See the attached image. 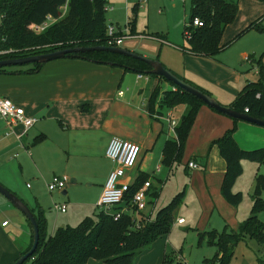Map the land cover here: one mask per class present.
<instances>
[{
  "label": "crops",
  "instance_id": "crops-1",
  "mask_svg": "<svg viewBox=\"0 0 264 264\" xmlns=\"http://www.w3.org/2000/svg\"><path fill=\"white\" fill-rule=\"evenodd\" d=\"M137 5L138 3L134 4L132 8ZM129 32L131 33L130 29ZM120 35L123 37L122 34ZM235 38L231 41L235 42ZM161 41L163 43L167 40L162 37ZM183 54L180 66L182 70L177 68L178 66L168 64L167 60L161 61L163 64L160 63L178 78L198 90L206 92L210 97L214 95L212 90L217 91L219 94L216 95L218 99L216 101L222 106H229L235 100L229 102L222 96L223 91L233 92L236 98L245 85L251 83H247V81L243 83L240 76L232 73L230 74L236 76V81L232 75L229 79H224L221 75L224 69L221 68L229 70L230 67L223 64L219 66L214 60L215 57L209 58L188 52ZM241 56L243 60H249L245 53ZM150 59L156 60L155 58ZM28 68L29 66L24 65L22 69L9 70L25 71ZM130 74L133 75L131 82L127 80ZM139 75L142 78L138 79ZM230 81H234V83ZM140 82H143L142 85ZM156 87H159L161 92L176 90L175 87H171L168 83L157 78L76 58H63L45 63L39 72L32 75H0V97L10 99L21 107L27 116L37 119L36 124L20 140H17L16 135L21 134V127L14 126L13 133L6 135L10 130L6 123L0 119V163L4 157L10 159L19 152V156L16 158L20 157L18 164L22 170L23 163L28 162L25 161L26 157L21 155L26 153L35 168L46 177V181L50 182L54 176L68 178L70 199L72 194L81 190L82 183L87 185V190L95 186L94 183H99L94 199L90 197V194L82 192L83 201L72 200L71 213H68V207H66V212L63 214L67 218L58 217L54 220L51 235L58 229L57 225L59 228L66 227L72 223L73 219L80 221L84 219L83 217L86 218L87 213L92 211L91 215H94L99 211L97 202L106 178L113 167L111 161L105 156L108 142L113 137L134 143L141 149L135 167L126 172L125 181L133 184L139 174H143L148 176V180L151 182L150 189L159 190L156 199L148 200V205L142 216L152 221L157 212L168 204H161L157 208L158 203L161 202L159 197L162 182L158 175L162 172L160 166V163L162 164V149L165 142L175 139L169 130L166 119L170 116V119L178 123L184 112V106L172 110H161V112L156 106V112L151 117L148 114V99ZM232 124L229 117L220 115L207 106L200 108L188 135L182 156V158L188 157L185 173L190 174L189 190L185 188V191L182 192H185L186 199H189L190 195L195 192L194 198L198 203V208L209 206L210 213L211 211L212 214L214 211L218 213L216 214V225L223 226V230L236 232L239 225L250 216L255 179L258 175H264V172L262 173L264 164L253 163L257 165L255 168L246 165L244 162L247 161L241 162L242 174L235 181L233 188L243 180L244 168L250 170L251 176L246 188L248 189L249 204L244 205L243 213L239 215L238 207L234 208L228 205L221 196L220 187L225 173V163L220 157L218 148L211 145L213 141L221 138L227 130L231 129ZM41 137H44V140H39ZM234 139L243 151L262 149L264 148V128L240 121L234 133ZM55 158L57 164L52 161ZM99 160L108 162L109 165L101 170L97 163ZM190 162L196 164L197 168H188ZM173 166L170 169L164 166L167 169V174H171ZM81 167H83V171H81ZM67 185L64 190L57 191L59 195L54 198L59 199L61 196H67ZM233 188V193L242 195L240 190L234 192ZM8 190L18 197L12 188H8ZM35 190L33 193L34 206H28L22 198H18L29 209L35 210V213L38 209L43 212L48 231L49 218L46 216L45 209L49 198L42 194L40 188ZM49 197L52 199V196ZM261 199L264 201V191L261 194ZM0 204L3 205V203ZM258 218L264 224V210ZM177 219L183 218L178 217ZM176 220L174 221L175 225L177 224ZM4 221L8 223L2 227ZM25 222L27 225L24 223L21 227L11 228V222L8 219L0 221V264H13L29 245L32 228L26 219ZM208 225L197 230L198 234L210 230L218 232L215 226L211 228L212 224ZM165 258L167 257L164 256L163 260ZM167 259L173 260L174 258ZM87 264L100 263L89 260Z\"/></svg>",
  "mask_w": 264,
  "mask_h": 264
},
{
  "label": "trees",
  "instance_id": "trees-1",
  "mask_svg": "<svg viewBox=\"0 0 264 264\" xmlns=\"http://www.w3.org/2000/svg\"><path fill=\"white\" fill-rule=\"evenodd\" d=\"M105 4V0H0V61L75 47L107 46ZM190 12V22L183 30L185 38L186 33L189 34V38H186L188 48L185 51L209 58L219 54L225 47L220 45L222 33L236 16L235 3L229 0H191ZM48 16L55 21L43 32H34L33 27L44 23ZM194 19L200 20L202 27H194ZM252 27L250 25L246 30ZM130 31L133 34V27ZM120 34L116 35L121 36ZM66 58L122 68L166 82L162 77L147 75L146 72L151 68L145 62L125 55L91 51ZM27 66L29 68L25 71L0 68V75H32L39 72L43 64ZM257 71L258 80L246 84L229 107L240 113L248 109L246 115L264 120V67L259 66ZM166 83L176 90L161 92L156 87L148 99V114L153 117L156 106L160 112L184 106V112L174 129L175 139L165 142L162 149V165L170 169L174 164L180 163L196 116L200 108L206 105L173 84ZM231 120L232 128L211 145L218 148L225 163L221 196L228 205L237 207L242 201V195L233 193L232 188L242 174L241 162L264 164V148L241 150L234 139L240 121ZM39 140H44V137ZM147 180L148 176L139 174L122 204L112 211L119 212L126 207L130 209L133 194ZM150 190V197L156 199L159 190ZM263 191L264 175H258L252 194L250 216L239 225L236 232L224 229L220 233L210 230L198 234L199 240L205 238L206 244L216 249V254L211 260L205 261L206 264H229L234 247L245 239L253 240L264 248V224L258 218L264 210V201L261 199ZM183 197L184 192H180L157 212L152 221L141 216L139 229H133V218L129 214H122L115 221L112 216L97 211L75 227L58 228L53 235H48L43 212L38 209L35 213V210L30 209L38 225L39 240L35 252L23 264H87L89 260L103 264H132L139 252L150 247L159 238L169 235L173 222L172 212ZM32 241L33 235L20 257L30 250ZM162 264L179 263L165 258Z\"/></svg>",
  "mask_w": 264,
  "mask_h": 264
},
{
  "label": "rangeland",
  "instance_id": "rangeland-1",
  "mask_svg": "<svg viewBox=\"0 0 264 264\" xmlns=\"http://www.w3.org/2000/svg\"><path fill=\"white\" fill-rule=\"evenodd\" d=\"M229 1L235 3L237 7L236 16L234 21L225 27L221 36L220 45L223 46L225 44L227 46L223 51L214 56V60L219 66L223 64L230 67L229 70L221 68L224 69L223 74H221L224 79H229L233 74L240 76L243 79V83H246V81L247 83L256 82L259 78L257 71L258 67H264V0ZM105 3V22L107 30L113 27L115 32L123 35L122 44L119 48L127 49L142 57L145 56L147 59L155 58L156 60L158 59L159 62L167 60L168 64H173L172 66L176 67L178 66L177 68H181L182 70V67H180L182 64L181 57H183V53L186 52L185 49L188 46L187 40L185 36H183V30L190 22L191 0H105ZM136 3H138V5L132 8ZM250 25H253V27L246 30ZM132 27L133 34L129 32V29ZM239 34H241V36H239L235 42H232L231 40ZM139 35L144 36V38L136 37ZM162 37L168 42L163 41L162 43ZM243 53L247 55V59L249 58V60H243L241 56ZM22 67L24 66H11L5 68L22 69ZM230 70H232V72H229ZM221 75L219 76L221 77ZM233 75L232 77L234 81H236V76ZM127 80L131 82V80H133V75L130 74ZM234 81L230 82L234 83ZM142 83L143 82H140L141 85ZM211 92L214 94L212 97L218 100L216 95L219 93L214 90ZM221 94L224 98L229 100V102L235 99L233 92L223 91ZM18 156L19 152L17 155L11 156V160L8 157L3 158V164L0 163V184L5 188H12L18 197L22 198L28 206H34L33 193L36 191V188H40L42 194H45V196L49 198V203L45 209L46 216L49 218V222L47 221L49 225L47 231L48 235H51L55 219L58 217L62 219L67 218L65 214L56 213L54 211V204H65L66 207H68V213H71L70 205L72 204V200L77 202L84 200L82 192L90 194L92 199L96 197V192L98 191L97 185L99 183H94L95 186L88 190L87 185L82 183L81 190L76 194H72L71 199L69 198L70 193L68 194L70 187L69 183L66 189L68 195L61 196L59 199L54 198L56 195H59V192L55 191L50 193L48 191L46 185L49 182L46 181V177L35 168L28 158V155L26 153L21 155L25 156L27 158H25V161L28 162L26 164L23 163L22 170L18 164L20 162V157L16 158ZM14 157L16 159H13ZM55 160L56 158L52 161L57 164ZM187 160L188 157L184 156L180 164H175L173 166L171 174H167V169L160 163L162 172L158 175V178H160L162 182L160 185L161 190L159 197L161 202L158 203L157 208L160 207L161 204L169 203L185 188L189 190L190 174L185 173ZM97 163L101 170L109 165L108 162L105 163L100 160ZM244 163L250 167L257 168V165L251 162L247 161ZM81 171H83V167H81ZM47 172L49 173V170H47ZM263 172L264 169H262V173ZM250 176V170L248 171L244 168V173L242 175L243 180L233 188L234 192L240 190L243 196V200L237 206L238 208L234 207L237 208L239 215H242L244 205L246 206L249 204L248 189L246 188ZM49 196H52V199ZM194 196H196L195 192L193 195H190L189 199H186V194L184 192V197L172 212L173 222L169 235L162 237L150 247L139 252V254L134 257L132 264H162L164 256L167 258H174L173 261L179 264H206L205 261L211 260L214 257L216 249L208 246L205 238L199 240L197 230L203 229L210 223L212 224L211 228L215 226L218 232H222L223 226L220 227L216 225V214H218L216 211H214L213 214L212 211L210 213L208 210L210 208L209 206L207 208H198V203ZM0 203H3V205L0 204V221L5 218L8 219L11 222V228L21 227L24 223L27 225L25 217L1 195ZM1 207L5 208L1 209ZM91 212L87 213L85 216L92 217L93 215H91ZM178 217H182L185 223L182 225H175L174 221ZM80 221L73 219L69 226L75 227ZM57 228H59L58 225ZM98 263L103 264L101 262ZM229 264H264V248L253 240L245 239L234 247Z\"/></svg>",
  "mask_w": 264,
  "mask_h": 264
},
{
  "label": "built area",
  "instance_id": "built-area-1",
  "mask_svg": "<svg viewBox=\"0 0 264 264\" xmlns=\"http://www.w3.org/2000/svg\"><path fill=\"white\" fill-rule=\"evenodd\" d=\"M65 10V7L63 8ZM55 20L48 16L46 21L41 25H36L33 27V31L36 33H41L51 25V22ZM194 27H202V23L198 19H194L192 22ZM107 46L108 47H119L122 44L123 37L116 36V32L113 27H110L107 32ZM132 37V36H128ZM139 38H144V36H136ZM186 38H189V34L186 33ZM142 78L141 75L138 76V79ZM121 94V93H120ZM248 113V109L244 110V114ZM0 119L3 120L9 132L6 135L13 133V127L18 125L21 127V134L16 135L17 140L25 135L29 129H31L37 122V119L31 116H27L24 110L13 103L8 98L0 97ZM169 130L172 135L175 137L174 129L177 126V122L170 119V116L166 119ZM141 149L138 145L131 143L126 140L113 137L109 140L108 145L105 150V156L111 161L113 167L109 172L105 184L102 189V193L97 202V208L99 211H103L105 214L112 216L116 221L119 219L122 214H129L133 218V229H139L141 227L140 219L143 211L148 205V200H150V187L151 182L145 181L141 186L135 191L130 201V209L123 208L119 212L112 211L113 208L118 207L122 204V201L132 186L131 183L125 181L126 172L135 167L136 162L138 161ZM188 168L196 169L197 166L193 162L188 163ZM68 182V178L65 176L57 177L54 176L50 182L46 185L48 191H61L64 190ZM53 209L56 213H65L66 205L54 204ZM147 220L144 216H142ZM7 221L2 223V227L7 225ZM177 224H183V219H177ZM181 263V262H180ZM182 264V263H181Z\"/></svg>",
  "mask_w": 264,
  "mask_h": 264
},
{
  "label": "water",
  "instance_id": "water-1",
  "mask_svg": "<svg viewBox=\"0 0 264 264\" xmlns=\"http://www.w3.org/2000/svg\"><path fill=\"white\" fill-rule=\"evenodd\" d=\"M110 52L119 55H125L127 57H132L134 59L145 62L150 66V70L146 72L147 75H155L158 77H162L166 82L173 84L178 87L180 90L194 96L199 99L203 104H205L210 109L225 115L231 119H236L241 122L249 123L252 125H256L264 128V120L257 119L251 116H248L244 113L233 111L229 106L220 105L215 99L198 90L197 88L189 85L182 79L178 78L172 72L167 70L160 62L156 60L147 59L145 57L139 56L133 52L127 51L125 49H121L118 47H108V46H92V47H75L68 48L63 50H56L53 52L27 56L23 58L17 59H7L0 61V68L11 67V66H24L30 64H45L51 61L59 60L66 58L69 55L76 56L79 53L85 52ZM0 195H2L10 204L16 208L29 222L32 228L33 241L30 250L25 253L23 256L19 257V259L13 264H23L36 250L38 240H39V231L38 225L36 223L33 214L30 209L12 192H10L7 188L0 184Z\"/></svg>",
  "mask_w": 264,
  "mask_h": 264
}]
</instances>
